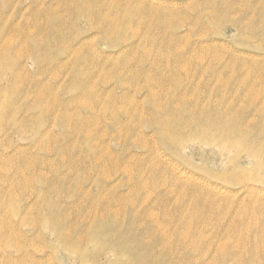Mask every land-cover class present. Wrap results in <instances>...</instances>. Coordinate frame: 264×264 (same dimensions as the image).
<instances>
[{"label":"rangeland","instance_id":"374dc122","mask_svg":"<svg viewBox=\"0 0 264 264\" xmlns=\"http://www.w3.org/2000/svg\"><path fill=\"white\" fill-rule=\"evenodd\" d=\"M0 264H264V0H0Z\"/></svg>","mask_w":264,"mask_h":264},{"label":"bare ground","instance_id":"6f19581e","mask_svg":"<svg viewBox=\"0 0 264 264\" xmlns=\"http://www.w3.org/2000/svg\"><path fill=\"white\" fill-rule=\"evenodd\" d=\"M196 135V134H195ZM199 135V134H198ZM198 135H197V137H198ZM200 136V135H199ZM191 139V138H190Z\"/></svg>","mask_w":264,"mask_h":264}]
</instances>
